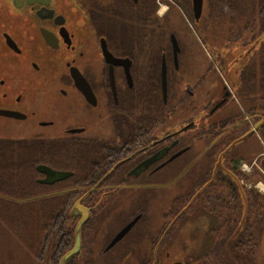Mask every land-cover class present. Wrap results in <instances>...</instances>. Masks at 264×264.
<instances>
[{
  "label": "flooded vegetation",
  "instance_id": "1",
  "mask_svg": "<svg viewBox=\"0 0 264 264\" xmlns=\"http://www.w3.org/2000/svg\"><path fill=\"white\" fill-rule=\"evenodd\" d=\"M201 14L194 17L191 0L188 14L181 0H0V152L6 143L19 153L29 148L33 179L44 186L82 171L80 185L99 183L100 194L96 190L84 196L94 201L105 198L107 187L174 183L188 168L195 191L214 176L206 210L210 224L200 231L194 249L206 251L211 264H228L230 247L257 249L262 243L259 219L247 234L251 222L246 224L243 215L244 224L236 229L240 238L233 237L237 243L231 241L230 228L244 214L235 202L244 206L247 195L256 200L264 187L263 36L256 25L253 34L246 22L232 39L227 30L226 40L236 42L235 66L223 74L197 38L199 33L215 37L213 19ZM162 59L167 97L170 87L174 99L168 106L161 96ZM158 87L163 106L152 108L149 94ZM178 112L185 118L169 127L167 120ZM167 168L173 170L163 176ZM52 194L47 190L38 196ZM205 197L201 193L195 199L199 217H205ZM221 201L224 211L218 210ZM49 212L44 217H52ZM91 214L89 209L87 220ZM143 214L133 213L99 242L86 241L82 233L74 264H165L174 245L167 237L173 227L165 222L135 228ZM137 215L130 229L108 246ZM49 236L53 241L54 234L46 232Z\"/></svg>",
  "mask_w": 264,
  "mask_h": 264
},
{
  "label": "rangeland",
  "instance_id": "2",
  "mask_svg": "<svg viewBox=\"0 0 264 264\" xmlns=\"http://www.w3.org/2000/svg\"><path fill=\"white\" fill-rule=\"evenodd\" d=\"M203 1L204 3L201 10L202 18L206 13L207 5L205 0ZM181 2L183 4L184 1L181 0ZM253 2H256V0H247V9L241 13L239 17L234 18L230 25L227 22V18H216L215 15L212 14V25L215 35L212 39L207 38L205 33L198 34L197 38L206 54L213 58L215 67L223 74L235 66V55H233V51L236 42L227 41L225 33L229 30L228 39H232L233 35L240 33L239 30L244 25L247 18L253 16ZM183 12H185V10H183ZM188 12H190V7ZM249 28L253 30V34L257 32L254 25H249ZM244 34L248 38L250 31L248 30ZM218 59L221 61L220 64ZM173 102L174 99L172 97L169 99V104L172 105ZM184 118L185 117L178 112L167 120V124L169 127H176L182 123ZM247 167L245 166L246 169ZM172 170L173 168H167L163 176H168ZM191 173V169L188 168L184 170L182 174L178 175L177 181L174 183H163L164 185L162 186H112L107 187L110 192L108 191V193L103 194L105 198L101 197L96 201L86 198L83 203H81L90 206L89 208L93 211L91 217L94 215L96 216L93 218L90 217L91 220L89 219L86 221L83 231L84 238H87L86 241L95 240L99 242L104 236L113 234L132 217L133 213L142 210L144 212V219L142 218V220L135 225V228L143 225L159 226L161 224L164 225L165 222L173 227L167 237L171 238L174 245L169 249L165 264H169L175 260L181 261L182 257H186L185 255H187L186 252L188 250H190L189 258H191V260L188 261L189 264H211L210 257H204L206 251L194 249V247L197 246L196 243L198 241L200 243L201 241L202 234L200 231L210 224V217L208 218L206 212L207 208H203L205 217H199L201 213H199L197 209L200 206L195 198L186 210H181L179 212V218L181 220L175 222V215L173 217V214L176 212L173 208L176 205H183L187 199V195L179 202H176V198L179 197V195L183 196L186 193H190L191 190L197 186H192L193 180H191V178L193 174L191 175ZM193 173L195 174L196 170ZM97 191V194L102 192L101 190ZM260 192L264 194L263 186L260 188ZM47 200L48 199H37L28 202L0 199V264H50L52 238L49 236L47 243L43 244L47 231L42 229V225L45 223L44 221L49 219V217H44L46 215V210H48L45 208L50 207V205L45 202ZM220 210L224 211V209ZM222 217L223 215L221 214V218ZM175 227H177V229ZM207 235L210 236V234ZM233 237L234 235L232 234L231 240ZM176 243H182V247L175 245ZM42 245H44L45 249L42 258H38L37 253L38 250L40 252V247H42ZM137 247L142 248V246ZM258 248L257 257L260 258L264 254V233L262 235V243ZM262 264H264V255Z\"/></svg>",
  "mask_w": 264,
  "mask_h": 264
},
{
  "label": "trees",
  "instance_id": "3",
  "mask_svg": "<svg viewBox=\"0 0 264 264\" xmlns=\"http://www.w3.org/2000/svg\"><path fill=\"white\" fill-rule=\"evenodd\" d=\"M183 1L184 2L182 4V8L183 10H185V13L188 14L190 0ZM205 3L207 5L206 13L203 17L204 19H207L208 17L213 18L212 14H214L216 18H229L233 20L234 18L239 17L241 13H243L248 7L247 0H205ZM252 6L253 16L248 17L245 22L246 24L249 22L247 24V27H249V25H256V27H259L263 36L261 42V50L264 59V0H256V2H253ZM170 77L171 76L168 75L169 81L171 80ZM156 79L158 80V76H156ZM168 94L169 95L167 97L166 103L167 106L169 105V99L171 98L170 87L168 88ZM149 98H151V105L153 106L152 108L163 106L159 87L150 91ZM145 99L146 97H142V101ZM262 136L264 139V135ZM25 145L27 144L24 143V146ZM3 147L6 150L0 152V199H12L28 202L37 199H48L45 202L48 203L50 207L45 209H48L47 211H50L49 214L53 216L44 221L45 223L42 225V229L46 230L49 235L54 234L53 241H51V246L53 247L51 249L52 253L49 261L50 264H58L61 256L72 247L74 242V228L77 222V218L73 217L70 214V208L74 201L83 195L81 193H85L92 186L87 187L78 183L83 174V172L80 170L74 171V176L72 178L55 183L53 186L40 185L33 179L34 171L31 165L32 155L29 151V148L24 147L23 153H19L14 144L6 143L3 145ZM213 180L214 176H210V178L206 177V179H204L200 184L201 186L197 191L193 189L190 193H186L183 196L179 195V197L176 198V202L182 200L186 195L187 199L185 200V203L183 205H176L173 208L174 210H176V212L173 214L175 215V218L180 214L179 212L181 210H186L191 205L192 201L197 197V195L201 193H204L206 195V197L204 198L205 200H203L206 203H204V207L210 209V205L208 203L211 200V194L214 192L213 186H215V184L212 183ZM220 186L222 187V185ZM47 190H53L52 196H48L46 198L38 196L39 193L45 192ZM96 190L97 188L93 189L90 193L95 192ZM224 192L225 191L221 190L219 194L223 196ZM233 192L234 190L232 188V191L230 193L232 194ZM237 193L239 195L242 194V200L243 191H238L237 188ZM257 196L258 195H256L255 200L254 196L249 197L247 195V200L245 201L244 206L242 202H235V205L234 202H231L232 204L230 209H234V205L235 209H242L244 211V214L242 213V216H237L234 221L235 223L231 225L230 232L234 236L240 238V234L239 232H236V229H238L237 231L241 229L242 225L244 224L242 222L244 220L243 215H246L245 219L247 223H245L249 224L251 222V225H247V234L248 228L251 227L252 229H254L255 221L256 219H259L262 237L264 233V194L259 195L258 198ZM84 200L85 199L83 197L81 202L83 203ZM220 209H224L222 201L220 202V207L218 210ZM235 226L236 228L234 230ZM82 227L80 230V239L85 226L83 228ZM47 238L44 239L43 243H47ZM233 240L234 239H232L231 241ZM238 241L239 239L234 240L235 243H237ZM44 249L45 247L44 245H42V247H40V252L38 250L37 253L38 258H42ZM258 249L259 248L252 249L251 247H247L245 245L240 247L232 246L229 250H227L229 254L228 264H255V257L257 256ZM189 251L190 250L186 252L187 259H191L189 258ZM79 252L68 258L64 262V264H74L73 258H76ZM263 255L261 256V264L263 263ZM186 264H189V262Z\"/></svg>",
  "mask_w": 264,
  "mask_h": 264
},
{
  "label": "water",
  "instance_id": "4",
  "mask_svg": "<svg viewBox=\"0 0 264 264\" xmlns=\"http://www.w3.org/2000/svg\"><path fill=\"white\" fill-rule=\"evenodd\" d=\"M191 8H192V12H193L194 17L196 19L199 18L200 14H201V10H202V0H191ZM170 39H171V44H172V50L173 51L177 50V44H176V41H175V38L173 37V35L170 36ZM104 56L106 57L107 60L108 59L112 60V56L110 55V53L105 48H104ZM110 60H108V61H110ZM122 61H124V60L115 59L113 62L114 63H123ZM160 88H161L162 101L166 102V99H167V78H166V69H165V64H164L163 59L161 62V70H160ZM187 126L188 125L184 126L182 129L186 128ZM116 165H114V167ZM114 167H112L109 172H111ZM98 184L99 183H97V184L93 185L91 188H89L81 197H79L77 200H75L74 203L72 204V206L70 208V214L73 217H79V219L76 222L75 228H74V242H73L72 247L66 253H64L61 256L58 264H64V262L68 258H70L72 255L79 252L80 244H81L80 230H81L82 225L84 224V222L87 220V218L89 216V208L84 206L81 203V200L85 196V194H89L93 189L97 188ZM138 217H139V215L135 216L133 219H131L129 222H127L114 235V237L109 242L108 246H111L116 241H118L130 229V227L135 223V221L137 220ZM172 264H182V263L180 261H175Z\"/></svg>",
  "mask_w": 264,
  "mask_h": 264
}]
</instances>
